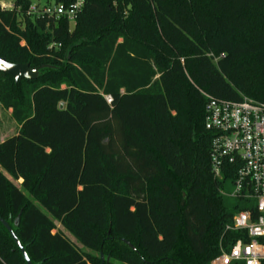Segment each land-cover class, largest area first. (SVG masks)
Returning <instances> with one entry per match:
<instances>
[{
    "label": "trees",
    "instance_id": "trees-1",
    "mask_svg": "<svg viewBox=\"0 0 264 264\" xmlns=\"http://www.w3.org/2000/svg\"><path fill=\"white\" fill-rule=\"evenodd\" d=\"M29 5L0 9V59L42 68L0 72L19 126L0 144V217L32 263L211 264L233 214L203 93L264 104V0H86L72 28ZM0 264H26L1 224Z\"/></svg>",
    "mask_w": 264,
    "mask_h": 264
},
{
    "label": "built area",
    "instance_id": "built-area-1",
    "mask_svg": "<svg viewBox=\"0 0 264 264\" xmlns=\"http://www.w3.org/2000/svg\"><path fill=\"white\" fill-rule=\"evenodd\" d=\"M29 1V0H28ZM46 5H29L28 15L55 21L66 19L75 25L86 0H44ZM0 9H7L0 4ZM224 58V55L221 56ZM206 98L205 127L213 138L210 160L215 179L222 186L220 195L237 201L232 223L224 230L220 255L211 264L264 263V104L248 99L230 102L203 93ZM235 169L232 178L225 170ZM231 180L233 193L227 195L224 186ZM236 233V239L229 235Z\"/></svg>",
    "mask_w": 264,
    "mask_h": 264
},
{
    "label": "rangeland",
    "instance_id": "rangeland-1",
    "mask_svg": "<svg viewBox=\"0 0 264 264\" xmlns=\"http://www.w3.org/2000/svg\"><path fill=\"white\" fill-rule=\"evenodd\" d=\"M15 1L16 0H0V4H3L7 9H9L15 3ZM29 1L31 5L39 4L40 7H43L46 5V1L44 0H29ZM72 27L74 26L71 25V28ZM22 44L24 45V43ZM67 59H70V57ZM84 60L86 61V59ZM15 92L17 95H19L21 92V87L19 83L16 84ZM18 131H19V126L12 118L11 111L4 110L2 106L0 105V144L3 141L7 140L8 138L16 135ZM20 183L21 182L19 181L17 184L19 185ZM233 191H234L233 182L229 180L225 183L224 192L227 193V195H229L233 193ZM225 202H226V206L228 210L230 211V213L232 214L236 213L237 210L235 207L237 205V201L230 196H226ZM58 229H62V227L59 226Z\"/></svg>",
    "mask_w": 264,
    "mask_h": 264
},
{
    "label": "water",
    "instance_id": "water-1",
    "mask_svg": "<svg viewBox=\"0 0 264 264\" xmlns=\"http://www.w3.org/2000/svg\"><path fill=\"white\" fill-rule=\"evenodd\" d=\"M42 68H31L29 64H13L9 63L4 59H0V72L12 77L16 82L19 80H28V81H36L40 76V71ZM60 108H63V104L60 105ZM19 219L16 220V225H18ZM0 224L6 229L15 243L16 247L20 251L24 261L26 264H33L30 260L28 253L21 241L17 237L16 233L12 229V227L0 217ZM130 247L134 248L130 243L126 242ZM102 264H104V256L101 255ZM109 262V259L107 263Z\"/></svg>",
    "mask_w": 264,
    "mask_h": 264
},
{
    "label": "crops",
    "instance_id": "crops-1",
    "mask_svg": "<svg viewBox=\"0 0 264 264\" xmlns=\"http://www.w3.org/2000/svg\"><path fill=\"white\" fill-rule=\"evenodd\" d=\"M21 182V181H20ZM59 226H61L60 224H57V227L59 228ZM60 230V229H59Z\"/></svg>",
    "mask_w": 264,
    "mask_h": 264
}]
</instances>
